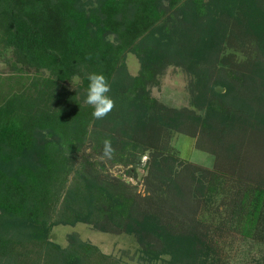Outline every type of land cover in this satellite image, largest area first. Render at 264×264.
<instances>
[{"label": "trees", "instance_id": "16d2710c", "mask_svg": "<svg viewBox=\"0 0 264 264\" xmlns=\"http://www.w3.org/2000/svg\"><path fill=\"white\" fill-rule=\"evenodd\" d=\"M0 41L44 73L0 93V264H119L76 232L52 239L78 223L134 235L143 264H226L235 232L264 264V0H0ZM170 66L190 75L188 106L151 94ZM93 72L111 85L103 119ZM173 132L212 165L180 159ZM145 154L143 194L108 168L138 177Z\"/></svg>", "mask_w": 264, "mask_h": 264}, {"label": "rangeland", "instance_id": "374dc122", "mask_svg": "<svg viewBox=\"0 0 264 264\" xmlns=\"http://www.w3.org/2000/svg\"><path fill=\"white\" fill-rule=\"evenodd\" d=\"M127 67L129 73L133 76L139 73L141 64L135 54L131 53L128 55ZM41 73L43 71H39L19 60L13 49L5 48L0 41V93L23 88L25 84H29L34 77ZM74 79V84H68L72 88H76L81 77L77 76ZM189 81L190 75L185 70L180 67L170 66L159 76L158 83L151 87V94L167 105L188 106L190 103ZM170 144L177 151L180 159L182 158L183 160L190 157L193 163H201L204 166L212 165L213 157L209 153L196 148L195 141L185 136L184 133L173 132ZM147 159L148 154L143 155L142 164L138 168V177L130 176L126 172V166L121 164L108 169L113 174L121 175L135 185L137 190L145 194L143 177L147 173L145 168ZM183 162L184 164L186 163L185 161ZM73 232L78 233L82 239L97 245L104 253L116 258L119 264H143L139 257L138 242L132 234L102 232L87 223H78L74 226L61 224L53 228L52 239L64 246L69 242L68 235ZM223 241L225 253L228 257L226 264H250L252 258L259 257L263 251V246L256 244L250 237H244L243 239L239 232L224 236Z\"/></svg>", "mask_w": 264, "mask_h": 264}, {"label": "clouds", "instance_id": "9594fccd", "mask_svg": "<svg viewBox=\"0 0 264 264\" xmlns=\"http://www.w3.org/2000/svg\"><path fill=\"white\" fill-rule=\"evenodd\" d=\"M87 79L89 84L85 103L92 106V115L95 119H103L114 108V100L108 95L111 85L103 73H90ZM72 84H74V81H72ZM114 153L115 149L112 147L111 140L105 139L100 159H111Z\"/></svg>", "mask_w": 264, "mask_h": 264}]
</instances>
